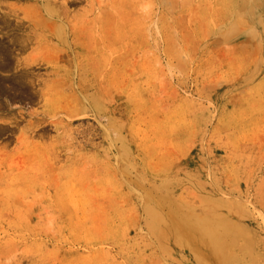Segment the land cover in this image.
Masks as SVG:
<instances>
[{
  "label": "rangeland",
  "instance_id": "374dc122",
  "mask_svg": "<svg viewBox=\"0 0 264 264\" xmlns=\"http://www.w3.org/2000/svg\"><path fill=\"white\" fill-rule=\"evenodd\" d=\"M36 1L0 0V264H196L146 211L209 202L264 257V0Z\"/></svg>",
  "mask_w": 264,
  "mask_h": 264
},
{
  "label": "bare ground",
  "instance_id": "6f19581e",
  "mask_svg": "<svg viewBox=\"0 0 264 264\" xmlns=\"http://www.w3.org/2000/svg\"><path fill=\"white\" fill-rule=\"evenodd\" d=\"M75 1L77 0H65L62 6H57V4L45 0L40 15L51 22V24L58 26L59 32V25L62 26L68 19L65 13L67 3L74 2L75 4ZM242 1L246 4L243 8H246L250 4H255L256 0ZM36 2L41 3L43 0H37ZM217 5L219 6L218 13L221 14L222 2L219 0ZM12 15L11 17H13ZM27 19H29L28 27L34 29L35 25L38 24L32 21L34 16ZM52 20L54 21L53 23ZM11 23L13 22L11 21ZM4 24L1 27L2 30L7 29L13 32L20 31L19 28L25 26L23 23H16L12 29L10 23L4 22ZM15 40L16 38L11 40V45L19 46L21 48L19 51H22L27 40H19L20 42L17 41L16 43ZM0 46L1 55L10 52L8 46L3 47L2 44ZM20 82L24 85L28 82L31 83L29 80H20ZM167 200L173 203L170 198ZM156 205L160 207L162 203L159 201L156 202ZM170 206L172 208L170 207L165 215L158 210L150 209L146 211L148 217L152 220L151 230L159 238H170L181 250H188L196 264H258L257 262L264 260V257L256 251L261 246V242L242 225L241 227L236 221L233 222L231 217L220 216L218 209L221 205L217 202L206 203V212L204 217L200 219L193 216L189 210L178 207L176 204H171Z\"/></svg>",
  "mask_w": 264,
  "mask_h": 264
},
{
  "label": "clouds",
  "instance_id": "9594fccd",
  "mask_svg": "<svg viewBox=\"0 0 264 264\" xmlns=\"http://www.w3.org/2000/svg\"><path fill=\"white\" fill-rule=\"evenodd\" d=\"M137 11L141 16L146 18L154 16L155 7L153 0H138ZM157 67H160V65L157 64ZM165 75L167 78L174 79L177 75H181V73H179V70L174 64H168L165 66Z\"/></svg>",
  "mask_w": 264,
  "mask_h": 264
}]
</instances>
